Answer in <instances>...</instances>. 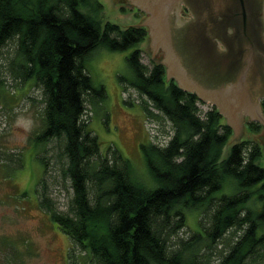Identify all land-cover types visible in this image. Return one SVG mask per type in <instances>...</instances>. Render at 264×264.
Returning <instances> with one entry per match:
<instances>
[{"label": "trees", "instance_id": "16d2710c", "mask_svg": "<svg viewBox=\"0 0 264 264\" xmlns=\"http://www.w3.org/2000/svg\"><path fill=\"white\" fill-rule=\"evenodd\" d=\"M101 8L95 0H0V54L14 40L11 70L41 89L40 126L31 140L43 146L55 142L71 190L66 210L58 211L42 176L38 206L89 264H210L219 242L216 264H264V233H256L264 222V194L259 212L246 206L264 187L260 143L235 141L221 158L233 134L222 114L213 105L201 111L198 96L174 79L165 87L164 65H144L138 47L127 57L134 72L128 84L171 122L172 135L163 146L141 145L150 187L132 179L129 161L116 148L100 153L98 137L82 116L86 96L95 101L104 90L92 86L85 60L99 47L126 50L147 36L140 24L102 23ZM261 106L264 113V100ZM143 109L156 116L147 105ZM245 126L253 133L262 128L255 121ZM41 163L46 173L47 160L41 157ZM226 177L236 180L238 191L214 198ZM257 183L261 186L253 189ZM202 204V232L173 241L187 227L186 209Z\"/></svg>", "mask_w": 264, "mask_h": 264}, {"label": "rangeland", "instance_id": "374dc122", "mask_svg": "<svg viewBox=\"0 0 264 264\" xmlns=\"http://www.w3.org/2000/svg\"><path fill=\"white\" fill-rule=\"evenodd\" d=\"M95 1L102 6L98 13L102 23L141 24V19L146 17L144 12L142 15L132 3L124 0ZM15 45L14 40L7 42L0 54V264H89L85 254L73 247L69 237L38 206L36 187L42 176L46 178L48 194L58 211L66 210L71 190L62 177L63 158H58L55 142L43 146L31 140L40 126L42 94L32 79L21 82L11 70L9 64L15 55ZM135 47L141 50V62L148 67L152 63H161L164 57L160 48L154 49L152 55L147 28L145 40L136 46L116 51L99 47L86 58L85 68L92 86L102 87L104 95L96 102L86 96V111L82 118L89 130L97 135L100 153H106L109 147L116 148L129 161L132 179L150 187L152 182L141 145L149 142L157 146L165 145L173 127L145 96L138 94L128 84L133 80L134 72L127 57ZM169 79L165 71V87ZM202 102L199 108L204 111L210 103ZM146 105L156 116L144 112L143 106ZM243 139L247 138L240 140ZM251 140L258 142V139ZM41 157L47 160L46 173L43 172ZM260 186L261 183H257L253 189ZM237 191L236 180L226 177L213 197L219 198ZM261 194H264V187L253 193L246 206L259 212L263 205ZM204 210V204L186 209L187 227L180 229L172 240L176 242L179 237L186 239L191 232L201 233L199 219ZM256 233H264V222L259 224ZM175 242L172 246H175ZM69 247L74 248V257L68 256ZM215 247V257L210 264L217 263V250L223 247V243L219 242Z\"/></svg>", "mask_w": 264, "mask_h": 264}, {"label": "water", "instance_id": "95a60500", "mask_svg": "<svg viewBox=\"0 0 264 264\" xmlns=\"http://www.w3.org/2000/svg\"><path fill=\"white\" fill-rule=\"evenodd\" d=\"M124 1L146 14L140 25L148 28L152 55L164 52L166 77L215 106L232 128L221 158L235 141L258 139L264 166V0ZM244 120H257L260 133Z\"/></svg>", "mask_w": 264, "mask_h": 264}, {"label": "flooded vegetation", "instance_id": "af4514ba", "mask_svg": "<svg viewBox=\"0 0 264 264\" xmlns=\"http://www.w3.org/2000/svg\"><path fill=\"white\" fill-rule=\"evenodd\" d=\"M183 17H188L189 16V13H188V11L184 8V10L182 11V14H181ZM261 102H262V100H261ZM260 105H261V103H260ZM261 108H262V106H261Z\"/></svg>", "mask_w": 264, "mask_h": 264}]
</instances>
